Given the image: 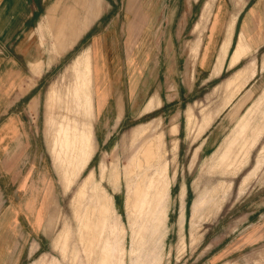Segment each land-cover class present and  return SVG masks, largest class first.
Masks as SVG:
<instances>
[{
    "label": "rangeland",
    "instance_id": "1",
    "mask_svg": "<svg viewBox=\"0 0 264 264\" xmlns=\"http://www.w3.org/2000/svg\"><path fill=\"white\" fill-rule=\"evenodd\" d=\"M52 1L60 17L49 25L43 45L54 66L35 91L41 95L37 119L36 103L31 111L34 145L44 155L55 194L40 247L33 242L25 264H264V242L253 247L230 242L240 218L264 208V44L248 42L244 33L235 42L233 30L230 51L234 48L221 69L231 43L228 26L210 75L225 26L246 11L247 0L240 8L222 0L228 20L213 44L211 17L202 44L193 42L198 10L189 26L150 28L156 49L144 65L151 88L145 101L152 99L138 112L124 105L120 122L118 98L116 116L105 128L109 137L98 149L89 36L60 57L75 1ZM79 1L85 17L79 29L72 27L74 40L106 11H111L106 21L118 14L120 25L126 21L120 16L125 0ZM145 13L148 18L152 11ZM204 47L212 57L208 73L198 68ZM33 70L39 75L41 66ZM122 74L127 78L128 70ZM159 104L160 110L143 114Z\"/></svg>",
    "mask_w": 264,
    "mask_h": 264
},
{
    "label": "crops",
    "instance_id": "2",
    "mask_svg": "<svg viewBox=\"0 0 264 264\" xmlns=\"http://www.w3.org/2000/svg\"><path fill=\"white\" fill-rule=\"evenodd\" d=\"M74 1L70 5L72 12L66 17L70 24L62 31V35L68 37L61 38L60 41L67 49L60 57L65 56L81 38L89 36L85 47L91 49L93 60L97 149L109 137L105 128L113 119V114L116 116L118 98L121 99V106L123 105L120 122L126 114L124 105L129 106V111L135 106L134 109L138 112L144 110L152 99L145 101L151 88L146 85L149 81L144 65L148 56L156 49L152 32L151 36L147 35L150 28L175 24L189 26L193 12L198 10L197 20L190 31L196 35L193 42L201 41L202 44V33L211 17L213 27L209 40L213 44L220 35L219 27L227 19L224 11L228 9L222 0H125L120 16H125L126 21L122 25L117 21L119 14L114 21H106L104 18L111 13L106 11L90 23L84 34L74 40L72 27L79 29V24L85 17L80 1ZM101 1L103 3L104 0ZM234 2L240 8L245 0ZM52 4V0H0V264H25L34 253L31 252L33 242L37 241L36 250L40 247L39 238L44 234L50 202L55 194L54 180L50 177L44 155L34 145V119L31 111L36 103L37 119L41 95L35 91L39 88L43 75L54 66L49 64L50 56L43 45L50 33L49 25H56L55 17H60V14L55 15ZM74 5L81 10V14ZM242 8L246 11L237 12L225 26L210 75L214 72L228 26H233L231 43L225 57L221 59V69L226 58L227 62L230 61L234 48L233 46L230 51L233 30L235 42L244 33L248 42L264 44V0H247ZM146 10L152 11L148 18ZM204 13L206 19H203ZM61 18H65V15ZM74 18L76 25H73ZM237 20L239 29L235 30ZM198 27H201V32ZM56 32L59 34L60 28ZM117 34L120 36L119 40L116 39ZM157 51L161 52V42ZM189 51L188 48L187 57ZM153 56L159 59L157 53ZM211 58L209 47H204L198 56L200 73L209 72ZM157 59L153 61L154 66L159 64ZM34 65L41 66L39 75L35 74ZM124 68L128 70L127 78H123ZM128 98L130 105L126 104ZM161 107L159 104L143 114L154 113ZM231 233L235 235L234 240L230 241L233 242L231 247H253L264 242V208L243 215Z\"/></svg>",
    "mask_w": 264,
    "mask_h": 264
}]
</instances>
